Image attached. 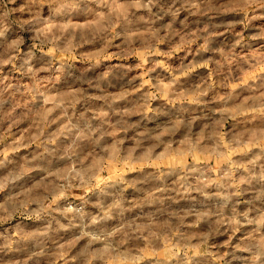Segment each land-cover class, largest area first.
I'll use <instances>...</instances> for the list:
<instances>
[{
	"label": "clouds",
	"instance_id": "obj_1",
	"mask_svg": "<svg viewBox=\"0 0 264 264\" xmlns=\"http://www.w3.org/2000/svg\"><path fill=\"white\" fill-rule=\"evenodd\" d=\"M0 264H264V0H0Z\"/></svg>",
	"mask_w": 264,
	"mask_h": 264
}]
</instances>
